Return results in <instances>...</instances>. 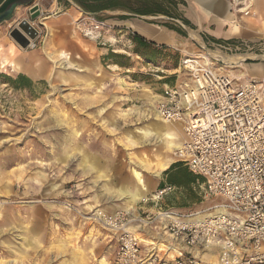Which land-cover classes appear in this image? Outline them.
I'll return each mask as SVG.
<instances>
[{"label":"rangeland","instance_id":"obj_1","mask_svg":"<svg viewBox=\"0 0 264 264\" xmlns=\"http://www.w3.org/2000/svg\"><path fill=\"white\" fill-rule=\"evenodd\" d=\"M183 1L170 8L193 27L166 15L89 13L73 0L20 3L0 21V264H121L100 210H131L132 227L140 224L147 239L166 249L173 240L157 234L160 211L201 216L223 202L176 160L184 131L178 127L172 151L154 134L156 106L167 85L185 79V56L203 54L231 75L264 66V13L254 0H231L235 10L246 9L238 13L244 32L220 36L218 21L199 18L194 0ZM25 20L38 32L34 39L20 27ZM147 23L167 29L163 24L175 23L188 34L176 41L165 33L146 49L132 37L135 26ZM16 29L34 46H22L12 35ZM239 54L246 58L231 59ZM162 161L171 162L168 169L179 163L171 173L180 170L188 184L173 185L138 212V203L121 195L134 193L135 170L151 189L148 196L155 194L171 174L155 177ZM147 244L144 253L151 252ZM215 255L209 252L206 261Z\"/></svg>","mask_w":264,"mask_h":264},{"label":"built area","instance_id":"obj_2","mask_svg":"<svg viewBox=\"0 0 264 264\" xmlns=\"http://www.w3.org/2000/svg\"><path fill=\"white\" fill-rule=\"evenodd\" d=\"M198 57L182 59L186 77L165 87L156 113L183 125L176 160L204 180L207 195L223 202L200 221L160 211L159 228L173 240L160 253L143 252L131 210H100L121 264H264V80L244 83ZM172 189L159 188L142 203L159 202ZM213 251L216 262L206 261Z\"/></svg>","mask_w":264,"mask_h":264},{"label":"crops","instance_id":"obj_3","mask_svg":"<svg viewBox=\"0 0 264 264\" xmlns=\"http://www.w3.org/2000/svg\"><path fill=\"white\" fill-rule=\"evenodd\" d=\"M252 6L262 8L263 13H264V0H254ZM193 7L197 11V16L199 18H204V19L207 18V19H210V20H213V21H218V25H217V29H216V34L217 35L225 36L227 34H234V35H242L243 34L244 28H243V25L241 23V19H240L239 15H238V13H240L242 11L235 10L233 8L231 0H194ZM72 10L68 11L65 14L64 17H66L68 15V13H71ZM185 17L188 20H190L187 16H185ZM64 19L67 21L66 18H64ZM246 20L249 21V18H246ZM178 21L179 20H176V22H178ZM138 27H144L143 29L144 30L146 29L145 30L146 32L147 31L148 32L151 31V32L154 33V35L160 34V35H164V37H166L165 33H168L173 40L180 41V40H178L176 38L177 36H179V34L176 31H174V30H169V29H167L165 27L161 28V27H159V26H157L155 24H151V23H147L145 25H141V26H138ZM227 27H229L228 30H227ZM134 28L138 32H140L143 36H145L147 39H149L151 41H154L153 39L148 37L147 34H145L144 32H141L138 28H136V26ZM261 30L264 31V25H261ZM185 31L187 32V30H185ZM187 34H188V32H187ZM8 59H10V58H8ZM24 70H26V69H24ZM241 71L244 72L243 75L240 74ZM241 71H239L238 73H236L234 75L232 74V75L236 79L244 80L243 81L244 83L249 81V79H252V78H257V79L264 80V66H256L255 68L248 69V70L245 68L243 70L241 69ZM174 125H176L177 130H178V127H179V129H180V131H181V133L183 135V128H181L182 124H174ZM170 126H173V125H170ZM155 177L157 179L161 178V176L157 177L156 175H155ZM137 186H138V182H137L136 188H138ZM147 187H148V185H147ZM136 188L134 190V193H136V191H137ZM131 192L133 193V191H131ZM128 193H129V191L127 192V194L124 192V194H122L121 196L125 195L124 197L130 198ZM150 194H151V189L149 188V193L146 194L145 197L143 196V198L139 199L140 201L135 202L132 198H130L131 200H127V202H133L134 204H137V203L140 204V206L137 204V211L141 212V210L143 208V205H144L142 203V200L145 199V198L147 199L148 195H150ZM133 208H134V206H133ZM139 226H140V224H138L137 227L136 226L134 227L135 232H139L138 233L140 235L139 239L143 237L141 239L142 242L146 243V244L148 243L149 245L147 244V247H151L150 248L151 251H154V252L157 253L158 249H162L160 247L162 244H159L156 240L147 239V237H145L146 235L144 233H141L138 230ZM157 234L166 235L167 233H165L164 231H162L159 228ZM167 235L169 236V234H167ZM110 238H111V241L114 240L115 246H116V249H117V242H116L115 238L113 236L110 237ZM142 242H141V244H142ZM165 246H167V245H165ZM141 247H142V245H141ZM158 253H160V252H158ZM174 253L175 252H171V255H174ZM205 256H206V254L203 256L204 259L206 258ZM216 257H217L216 255L213 256L210 261L216 262Z\"/></svg>","mask_w":264,"mask_h":264},{"label":"trees","instance_id":"obj_4","mask_svg":"<svg viewBox=\"0 0 264 264\" xmlns=\"http://www.w3.org/2000/svg\"><path fill=\"white\" fill-rule=\"evenodd\" d=\"M32 0H0V13H4L5 10L14 2L25 3L31 2ZM76 4L82 7L85 11L89 13H98L102 11H123L131 14H137L142 16H156V15H166L172 20H176L181 18L183 22L190 27H193L192 22L188 20L185 16H177L173 13L170 7L176 6L181 3H185L183 0H73ZM8 18V17H7ZM120 19L128 18L127 14H120L118 16ZM6 19V18H5ZM168 27L170 30L176 31L178 34H182L184 36L187 35V32L184 29H181L175 23H166L163 24ZM132 39L138 42L143 48H149L154 45L155 41L147 40L145 36H143L139 32H135L133 34ZM25 78L24 75L20 76V79ZM180 164L175 163L171 166L170 169L166 171V174L171 173L175 168H177ZM194 182V180H191ZM204 182V180H203ZM188 184V180L184 177L180 170L174 174L169 175L168 183L163 184L160 188H164L165 186H184Z\"/></svg>","mask_w":264,"mask_h":264},{"label":"bare ground","instance_id":"obj_5","mask_svg":"<svg viewBox=\"0 0 264 264\" xmlns=\"http://www.w3.org/2000/svg\"><path fill=\"white\" fill-rule=\"evenodd\" d=\"M246 9H242V10H240V11H245ZM227 12V11H226ZM248 14V13H247ZM144 27H138V29L141 31V32H144L145 34H147V36L148 37H150L151 39H153L154 41H159V40H162V35H160V34H157V35H154V33L153 32H151V31H145L144 29H143ZM161 38V39H160ZM34 42H33V40H30V46H34ZM199 54V53H198ZM217 55V54H216ZM220 55H222V54H220ZM220 55H218V56H220ZM197 56H200V57H198V58H207L206 56H204L203 54H199V55H197ZM246 57H244V55H234L233 57H231V59L233 60V61H242L243 59H245ZM30 60H34V59H32V58H29ZM206 60H208V59H206ZM229 62H232V61H229ZM40 66L41 67H44V65H42V64H40ZM14 68L16 69V70H21L22 68L21 67H19L18 65H14ZM218 69L221 71V72H223L222 70H221V68L220 67H218ZM223 73H225V74H228V75H230L231 77H233L231 74H229V73H226V72H223ZM243 73L244 72H242L241 71V75H243ZM240 76V75H239ZM234 78V77H233ZM234 79H236V78H234ZM236 80H239V79H236ZM177 124V123H168V122H165V121H163L161 118H160V116L158 115L157 117H156V121H155V124H156V128H155V130L157 131L156 133H154V134H156V135H158V138L161 136V139H162V142L164 143V145L168 148V150L169 151H172V150H174L175 148H177V143L176 142H174V140H178V130H177V128H176V126H168L167 124ZM178 124H181V123H178ZM171 127V128H170ZM176 151V150H175ZM175 151L173 152V154L175 153ZM170 164H171V162L170 161H162L161 163H158V164H156V167L153 169V172L157 175V176H159V175H161L162 174V172L163 171H165V170H167L168 168H169V166H170ZM151 169V168H150ZM135 176H136V178H137V181H138V188H136L137 189V191H136V193H128V195H129V197L130 198H132L135 202H138V201H140L139 199H141V198H143V196L145 197V195L146 194H148L149 193V188L147 187V184H146V182H145V179L143 178V174L141 173V172H139V171H137V170H135ZM143 200H146V198L145 199H143ZM142 200V201H143ZM209 214L210 213H208V214H204L203 215V213L201 214V216H193V217H191L193 220H195V221H200L201 219H203V218H205V217H208L209 216Z\"/></svg>","mask_w":264,"mask_h":264},{"label":"water","instance_id":"obj_6","mask_svg":"<svg viewBox=\"0 0 264 264\" xmlns=\"http://www.w3.org/2000/svg\"><path fill=\"white\" fill-rule=\"evenodd\" d=\"M19 5L20 3L18 2H14L12 5H10V7L7 8L5 12L0 15V21L11 16L14 10ZM38 11L39 10L36 7L32 8V18H35L38 15ZM107 12H109V10H107ZM20 27L32 39H34L38 34L37 30L33 28V26L26 20L20 24ZM12 35L24 47H26L30 42V39L26 35H24L19 29H16Z\"/></svg>","mask_w":264,"mask_h":264},{"label":"flooded vegetation","instance_id":"obj_7","mask_svg":"<svg viewBox=\"0 0 264 264\" xmlns=\"http://www.w3.org/2000/svg\"><path fill=\"white\" fill-rule=\"evenodd\" d=\"M2 13H0V15H1Z\"/></svg>","mask_w":264,"mask_h":264}]
</instances>
